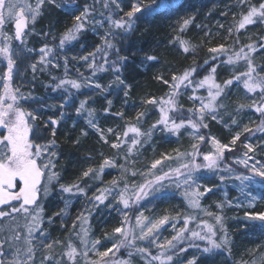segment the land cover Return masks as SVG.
<instances>
[{
	"label": "snow or ice",
	"instance_id": "snow-or-ice-1",
	"mask_svg": "<svg viewBox=\"0 0 264 264\" xmlns=\"http://www.w3.org/2000/svg\"><path fill=\"white\" fill-rule=\"evenodd\" d=\"M95 2L99 3V0H95ZM237 3L242 8L246 7L247 11L242 10L238 20L236 14H233L234 24L228 28L229 35L232 34L233 29L239 32L249 25L264 24V0H260L258 5L252 4L251 0H237ZM46 4L62 8L57 0H35L34 3L31 0H0V37L3 39V43L0 44V57L6 61V68L0 76V80L3 82V87L0 88V130H2L0 131V205L11 208L10 212L0 210V217L7 218L12 213L21 212L26 219L31 217L26 225L28 231V238L25 240L26 247L23 250L17 249L15 251L10 264H36L35 253L37 248L44 250L40 264H77L78 258L81 256L84 259V264H132L131 257L134 254L141 255V258L145 259V264H154V262H158V264H184L180 258L186 253L187 248L181 246L182 244L187 245L188 248L201 250L203 253H211L216 249H225L230 253L231 249L228 246L231 241L224 224V217L208 212L201 206V198L205 194L211 193L213 189L201 185L199 181L212 176H218L221 184L227 180L239 181L237 187L244 199L248 201V207H253L257 199H264V194L254 195L251 187L257 184L264 186V158L257 160L255 155L258 149L264 148V141H260L255 146L248 142L254 138L255 133L264 134V63H257L253 57V54L258 51L264 52V36H259L256 40L249 37L250 43L242 45L238 51H232L231 54H229L230 48L224 44L210 47L208 52L212 54L210 59L213 67L208 69L207 74L202 78L197 79L196 76L198 71L207 67L208 60H205L203 65H197L194 62L183 73H174L171 80L158 75L156 79L166 85L169 91L161 97L149 96L148 99L142 101L144 105L151 106L159 114L158 118L146 130L142 128V121L149 115L148 111L137 112L134 118L126 121L121 134L112 128L107 130L100 128L95 109L87 107V98L81 100L75 109L77 115L86 113L88 127L99 134V141L103 144H109L107 134L114 133L116 139L110 143V147L117 150V153L126 162L134 163L131 159L132 156L139 154V150L152 141L157 130L166 134L179 135L182 129L187 131L190 128L192 138L202 143L191 144V151L182 152L175 149L173 150L174 154L161 153L159 158L151 161L146 172L141 173L133 171L126 165H117L115 156H105L98 166L88 165L72 183L60 184V173L54 170L57 153L53 150L58 147L55 136L56 125L59 121L49 117L42 128L37 123L39 119L38 110H29L23 104L32 100L40 104L41 107L46 105L41 100L33 98L31 93L21 92L20 86H13L14 73L19 72L18 58L27 56L35 49L26 47L13 49L12 41L16 40L21 44H26L29 24H34L37 18L42 15V10ZM77 7V0H72L71 4L62 10L71 12ZM165 7L169 6L165 5L162 0H153L151 5H144L141 0H132L130 10L120 16L119 13L123 12L124 8L123 0H103V9L107 11V15L105 16L104 11H101L99 13L101 19H96V9L91 5H85L78 15L73 16L71 26L60 34L57 47L63 49L66 44L78 41L80 34L89 24L95 31L97 28H103L106 23L109 27L104 30V35L101 37L102 43L96 46L94 52L79 59L84 61L89 58L93 59L94 63L88 65L93 75L105 71V65H109L114 74L118 73L120 65L127 58L117 54L116 60L109 63L110 50L115 48L113 40L108 38L109 36L115 37L116 33L113 29H122L125 33L130 32L141 14L147 18L157 14L159 9ZM226 14L227 12L222 13V15ZM8 22H14V34L12 35L3 31L2 26ZM192 22V17L183 20L181 29L183 30ZM220 27L222 28L223 25ZM44 35L47 36L48 34L45 33ZM53 40L55 41V37ZM179 43L185 53L195 48V45L185 40H180ZM234 44H240L238 37ZM118 51L117 49V53ZM39 53V60L28 65L33 73L37 71V64L44 66L40 69L42 72L46 70L48 65L52 64L51 57L54 55V48L45 44L39 49ZM98 55H102L104 58L103 64L95 62ZM73 59L76 58L73 57ZM147 59L157 61L155 56H148ZM240 61L245 62L244 71H233L230 78L218 82L216 67L218 62L221 65L235 66ZM64 65L65 76L67 77V57L64 58ZM58 66V64L52 65V67ZM21 75L23 74L21 73ZM33 79H35V75ZM53 79L57 78L53 77ZM114 82L118 86L124 85V81L120 79L119 75H115ZM240 85L246 90V94L258 93V99H252L251 103L247 104L237 103L234 111L238 115L244 109H254L260 116L259 123L254 128L244 126L242 131L236 132L228 143H222L215 137L200 135L201 129L209 127L206 123L209 117L217 123H223L225 127H229L221 113L229 117L231 126L239 127L237 116L227 111L229 105L223 101L226 100L233 86L239 88ZM82 87H89L93 90L99 89L101 93L107 91L105 86L99 83L94 84L90 77L85 78L82 74L80 79H59V82L53 86V91L64 89L59 104L61 117L65 115L63 109L66 106H72L70 100L73 92L71 90L79 91ZM189 89L192 94L188 99L193 102V106L185 109L180 104V99ZM198 89H206L207 95H197ZM127 96L128 91L126 90L125 97ZM108 104L110 107L112 101H108ZM47 106L56 107V105ZM104 112L108 113L109 108H105ZM115 115L123 118L122 112ZM49 126L52 127V138L46 142L38 143L37 141L42 140ZM244 133L249 134L244 137L242 143L245 151L237 156L233 163L243 165L247 174L239 172L230 164L224 163L226 152H232L237 148V142L241 140ZM81 135L86 136L87 132L82 130ZM74 143L78 144L79 138ZM202 144H210V150L201 152ZM121 148H126V152L120 153ZM100 155L103 156V153ZM199 156H202V161L197 160ZM83 159L92 160L94 157L89 154L85 155ZM41 160L44 162L40 163ZM173 160L186 162H181L176 167L169 166L168 170L164 171V164ZM250 161L251 163H249ZM115 167L120 168L121 175L114 177L89 197L88 191L94 185L85 184V180L100 181L105 169ZM129 172L132 176L139 174L145 177L151 176V179L145 178L139 184L135 181L129 183L127 178ZM166 182L167 186L174 184L177 190H183L182 195L187 202L189 211L178 212L176 215L166 214L158 218L146 216L141 211L136 215L135 225H129L127 210L133 205H139L141 201H145L149 197H155L165 188ZM54 183L59 184V190L69 194L70 197H85L86 205V209L76 216L71 229V236L78 238L81 248L78 249L69 238L65 250L60 255H56L53 250L57 245L63 247V242L59 239L52 240L50 234L41 226L44 217V205L41 203V197L46 198L50 194ZM121 183L123 187H121ZM201 187H203V191H200ZM109 197H114L116 203L123 206L117 209L122 212L121 226L113 228L111 232H104L103 238L92 239L90 236L91 228L85 227V225L90 214L97 211L100 206L105 205ZM12 202H16L19 206H12ZM63 203L64 207L53 213V216L61 217L62 221L68 215L71 200L64 199ZM226 203L231 205L232 201ZM106 206L112 208L113 204L109 203ZM239 206L241 205L238 204L237 207ZM216 207L223 209L225 203L217 202ZM199 212L214 217L215 223L223 235L218 236L213 224L199 219ZM244 218L250 223L259 222L261 226H264V211H245ZM181 219L182 227L175 223ZM197 220L199 222L196 227L189 226L190 222ZM47 222L51 225L53 218L47 217ZM77 222L80 224L79 231L76 230ZM168 224L172 225L174 235L161 241L159 239L161 231ZM61 227H64L63 222ZM3 231L4 227L0 226V232ZM33 233H36V236H33ZM117 236L119 239H116ZM15 239L17 241L20 239L18 232ZM113 240L115 242H112L110 247L100 250L105 242ZM196 241L206 243L201 248V245ZM138 242H147L148 246L138 247ZM0 243L3 242L0 241ZM153 247L157 249L155 255L151 252ZM122 249L129 250L128 259L117 257V253ZM2 251L0 249V252ZM186 264H198V260L193 256L186 261ZM253 264L256 262L253 261ZM261 264H264V254L261 256Z\"/></svg>",
	"mask_w": 264,
	"mask_h": 264
},
{
	"label": "rangeland",
	"instance_id": "rangeland-1",
	"mask_svg": "<svg viewBox=\"0 0 264 264\" xmlns=\"http://www.w3.org/2000/svg\"><path fill=\"white\" fill-rule=\"evenodd\" d=\"M71 1L72 0H57V3H60L62 5V8H56L46 4L42 10V15L37 18L34 24H29L28 34L26 36V44H17L15 40L12 41L13 49L25 47L29 49H35V51L31 52L27 56L23 58H18L19 72L14 73L13 86H20L21 92L25 94L31 93L33 98L41 100L43 104L46 105L44 107H41L40 104L35 103L32 100L23 104V106L25 108H28L29 110H38L37 114L39 116V119L37 120V123L40 124L42 128L44 127V122L47 121L49 117H52L53 119H57L59 121L58 125H56L55 136V140L58 147L53 150L57 153L54 161L56 165L54 170L60 173V184L72 183L80 176L81 172L88 165L91 164L98 166L105 156H115L117 165H119L120 160L123 159L122 156L117 153V150H114L110 147V143L115 141L116 139V135L114 133L107 134L109 144H103L99 141V134L96 133L94 129L88 127L86 123V113L79 116L77 115L75 109L79 106L81 100H85L86 98L88 99L87 107L95 109L99 127L104 130L112 128L115 129L116 132L121 133L120 127L115 126L116 121L110 119L109 116L106 117V114L105 116H103L100 113L101 109L98 108V106L102 105L105 107H109L108 101H112L110 108L112 107L115 111L122 112L123 117L128 120L129 118H134L137 112L148 111L149 115L145 120L142 121V128L144 130H146L158 118V112L151 106L144 105L142 102L139 103L135 109H131L128 116L124 113V110L127 108V97H125V91L127 90L129 92V86L118 73L114 74L112 70L97 72L95 73V75H93L92 70L88 67V65L91 64L89 59L87 61L79 59L80 57L87 56L86 50L88 47L84 46L83 48H81L79 47V45H66L63 49L57 47V44H59V35L63 33L64 29L67 28V25L64 24L58 30L50 29L49 34L52 39L55 37V40H57V44L55 42L52 43L50 39L47 40L43 37L44 26H42V23L40 22L44 18V16H46V11H50L52 9H55L57 11L60 10L68 15V24L71 25L73 23V16L78 15L79 11L83 8L77 7L74 11L71 12H66L62 10L67 5H70ZM90 1H93L95 4L94 8L96 9V19H101L99 15L101 11H104L105 16L107 15V12L103 9V0H99V3H96L95 0ZM182 1L184 0H162V2L165 5H168L169 7L161 8L158 10V12L160 10H165L167 8L174 7ZM31 2L34 3L35 0H31ZM78 2L79 1L77 0V3ZM141 2L144 5H151L153 0H141ZM131 3L132 0H123L124 8L123 12L119 13L120 16H123L124 12L130 10ZM251 3L258 5L260 3V0H251ZM239 7L241 8L240 5ZM147 18H149V16ZM147 18H145L141 14L138 17L135 26L138 23L145 22ZM13 23L14 22H8L4 26H2L3 31L12 35L14 32ZM135 26L130 32L127 33H125L122 29H113V31L116 33L115 37L109 36L108 38L112 39L113 43L117 45L119 49H121L122 51H126L128 46V38L133 34L132 32L135 29ZM108 27L109 26L105 23L103 28H97L94 31L92 25L89 24L86 26L85 30L87 31V33L96 36V38L102 42L101 37L104 35V30ZM259 36H264V24L246 26L245 29H241L239 31L238 38L240 40V44L238 47L240 48L242 45L250 43L251 41L249 40V37H251L252 40H256ZM213 38L214 39L209 40L207 46L216 47L217 45L224 44L230 48V46L234 42L233 39L228 40L220 37ZM2 43L3 39L2 37H0V44ZM45 44H54L56 57L51 59L52 64L59 65L56 68H65L64 58L67 57L68 65L70 67L72 66V68L77 73L76 76L72 77L73 79H80L82 74L85 78L90 77L94 84L99 83L105 86L107 88V91L101 93L99 89L93 90L89 87H82L79 91L72 90L76 97L71 98L70 103L72 106H66L63 109L65 115L61 117V110L59 109V104L61 103V96H44L39 92L37 93L30 83V77L32 76L33 71L30 67H28V65L31 63H36L39 60L40 53L38 50V46L39 48H41ZM206 55L207 59L210 58L212 54H210L207 50ZM73 57H75L76 59H73ZM253 57L257 63H264V52L258 51L257 53L253 54ZM38 65L39 64H37V66ZM245 67L246 65L244 61H240L235 66L219 64V66H217L218 82H222L223 80L230 78V75L233 73V71H244ZM5 68L6 61L2 57H0V76H2ZM21 73L23 75H21ZM115 75L120 76V79L124 81V85L118 86L114 82ZM2 87L3 82L2 80H0V88ZM166 90V92L169 91L168 87ZM191 94V90L189 89L182 95L180 99V104H182L184 108L193 106V102L188 99ZM197 95H207L206 89H198ZM252 99H258V93L246 94V90L243 89L242 85H240L239 88L233 86L228 97L223 102L229 105L227 111L237 116V119L239 121V127L231 126L229 117L224 113H221V115L224 116L225 122L229 124V127H225L223 123H217L216 121L212 120L211 117H209L206 120V123H208L209 127L206 129H201L202 131H204L201 132L200 130V135H204L206 137H215L222 143H228L236 132L242 131L244 126L254 128L256 124H258L260 121V119L258 118L259 114L256 113L254 109H244L238 115L234 111L237 103H251ZM47 105H56V107H49ZM82 130L87 132L86 136L81 135ZM51 131L52 127L49 126L48 130L44 133L42 140H38L37 142H46L48 139L52 138ZM191 132L192 130L190 128L187 131L182 129L179 135H171L157 130L154 133L152 141L145 144L139 150V154L132 156L131 159L132 161H134V163H131L130 169L136 171L137 173L146 172V169L150 166L151 161L159 158L161 156V153L174 154L173 150L175 149H179L182 152L191 151V144L202 143L197 140H194L190 135ZM204 132H206V134ZM248 135V133H244L241 137V140L237 142V148L232 152H226L225 154V159L227 160V163L233 165L239 172L245 173L246 170L244 169V166L234 164L233 161L237 156H239L242 152L245 151V149L242 147V143L244 141V137ZM58 138L60 140H68L69 138H71L70 142L73 144L74 147L76 145H80V141L86 142V146L93 145L94 148H97V153L93 155L94 159L92 160L82 159L79 161H68L65 159V157L64 159H62L63 157H61L60 154L61 150ZM78 138L79 143H74V141H76ZM260 141H264V134L255 133L254 138L250 139L248 142L255 146ZM210 148V144H202L201 152H206L210 150ZM81 151H83V149H81ZM123 152L124 149L121 148L120 153ZM100 153H103V156H101ZM255 155L257 160L264 158V148L258 149ZM199 158L202 161V156H199ZM43 162V160L40 161V163ZM181 162L186 161L173 160L171 162H166L164 164L163 170L167 171L169 166L176 167ZM249 163H251V161ZM113 170L118 171V173L112 172ZM120 171L121 170L119 169V167L105 169L104 173L102 174V179L100 181L93 182L92 180H85V184L94 185L91 189H89L88 196H92L94 193H96V190L98 188L105 186L114 177H119L121 175ZM127 178L129 180V183L135 181L137 184H139L142 183L145 178L151 179V176L145 177L139 174L132 176L131 172H129ZM199 183L203 186H207L213 189L211 193L205 194V196L201 198V206L208 212L219 214L224 217V224L227 228L228 235L231 241L228 247L231 249V251L229 253V251L225 249H216L213 250V252L211 253H203L201 250L191 248L187 249L186 253L180 258L181 261L186 264V261L188 259H191L193 256H195L198 260V264H210L215 259L219 260L213 264H253V261H255L256 264H261V256L262 254H264V244H260L259 240L255 243H252V241L249 240V229L253 227L260 228L261 224L259 222H248L244 218V212L264 211V199H257L253 207H248V201L244 199V196L240 193L237 187L239 181L227 180L225 183L221 184L218 176H212L210 178L200 180ZM121 187H123L122 183ZM251 187L253 189L254 195L260 196L261 194H264V186L257 184ZM16 190L18 191V188ZM182 191V189L177 190L174 184L172 186H167L166 182L165 188L162 189L159 193H157L155 197H149L147 200L141 201L140 204L137 205V209L133 213V219L130 225H135L136 215H138L141 211H143L146 216L152 218H158L166 214L176 215V213L182 211L181 203L184 207V210L182 212L189 211L187 202L182 195ZM200 191H203V187L200 188ZM168 197H172L176 200L175 205H158V200ZM64 199H70L71 206L68 209L67 217L64 218L62 221L61 217L53 216V213L58 212L61 208L64 207ZM227 201H232L231 205H228L226 203ZM217 202L225 203V207L223 209H218L216 207ZM41 203L44 205V217L41 225L42 228H44L50 234V238L52 240L59 239L63 242V247L60 245L55 246L53 250L54 253L56 255H60L65 250L69 238H71L72 242L77 246L78 249H80V242L77 237L71 236V229L76 216L81 211H84L86 209L85 197H70L69 194L62 193L59 190V184L54 183L50 194L46 198H44L43 196L41 197ZM109 203L113 204L112 208H108L106 206ZM238 204H240L241 206L237 207ZM12 206L18 207L19 205L16 202H12ZM122 207V205H118L116 203L114 197H109V199L105 202V205L100 206L97 211H94L90 214L85 227L91 228L90 236L92 239L103 238L104 232H111L113 228L121 226L122 212L118 211L117 209ZM0 210L10 212L11 208L8 206L0 205ZM69 215L73 217V220L69 219ZM50 216L53 218V223L51 225H49V223L47 222V217ZM198 216L199 219L206 220L208 223L213 224L218 233V236L223 235V233L219 230V226L216 225L214 217L207 216L204 214V212H199ZM30 219L31 217H28L26 219L25 215L22 212L12 213V215L7 218L0 217V226L4 227V231L0 232V241L3 242L0 244L2 247L1 249L3 250L2 252H0V262H2V264H10V261L13 259L15 251L17 249L23 250V248L26 247L25 240L26 238H28V231L26 225L28 224V221ZM62 222L64 224V227H61ZM197 222H199V220L190 222L189 226L192 227V225L198 224ZM175 223L180 227L183 226L182 219L176 221ZM79 228L80 224L79 222H77L76 230L79 231ZM17 232L20 234V239L18 241L15 239ZM236 233L241 234L242 237H246L245 240L242 241L239 240V238L235 237ZM172 235H174L172 225L168 224L162 229L159 239L163 241L165 238H170ZM33 236H36V233H33ZM116 239H119V236H117ZM237 240H239L238 243ZM112 242L115 241L113 240L111 242H105L100 250H104V248L110 247ZM241 242H244V244ZM137 246L147 247L148 244L147 242H138ZM217 251L223 254H216ZM151 252L152 254H154L155 252H157V249L153 247L151 248ZM43 254L44 250L41 248H37L35 253L36 264H40ZM93 258L95 257L93 256ZM131 260L132 264H145V259L141 258V255L139 254H134L131 257ZM77 264H84V259L82 256L78 258Z\"/></svg>",
	"mask_w": 264,
	"mask_h": 264
},
{
	"label": "trees",
	"instance_id": "trees-1",
	"mask_svg": "<svg viewBox=\"0 0 264 264\" xmlns=\"http://www.w3.org/2000/svg\"><path fill=\"white\" fill-rule=\"evenodd\" d=\"M78 1L79 2L77 4L79 8H84L85 5H91L95 7L93 1ZM220 2L223 4V7L228 8V12L226 10L221 11L217 9L216 11L214 9L216 4H219ZM242 10L247 11V8H240L237 0H184L174 7L160 10L157 14L149 16V18H147L145 22L138 23L132 32L133 34L128 38V46L126 51H122L117 47V45H115V48L110 50L109 54V63L116 60L117 54L119 56L127 58L120 65V71L118 72L121 78L124 79V81L129 86V94L126 99L127 108L124 110V113L128 116L131 109H135L139 103H141L145 99H148L149 96L161 97L167 91V86L156 79L158 75H162L164 79L171 80V77L174 73H183V71L191 67L194 62L197 65H203L205 59H201L202 54L206 53L208 48V46L206 45L208 44L209 40L214 39L210 36L215 32L218 33V35H221L219 36L220 38L228 40L233 39L235 41L239 35V32H236L235 29H233L232 34L229 35L228 28L229 26L234 24L233 14H236V18L238 20L239 14ZM224 12H227V14L222 15V13ZM189 17L193 18V22L187 25L182 30L181 25L183 23V20L188 19ZM67 18L68 15L60 10L57 11L55 9H52L50 11H46V16H44V18L40 22L42 23V26H44L43 37L47 40L50 39L52 43L55 42L57 44V40L54 41L52 39L49 31L50 29L58 30L60 26L64 24L67 25V28L71 26L68 24L69 22ZM220 25H223V27L221 28ZM66 29H64V31ZM45 33H47L48 35L45 36ZM206 33L208 34L206 35ZM180 40L190 42L192 45H195V48L191 49L188 53H185L183 51V48L180 46ZM101 43L102 42L97 39L96 36L87 33L86 30H83L79 36L78 41H72L66 45H79V47L81 48L86 46L88 47L86 50L88 55L89 53L94 52L96 46ZM49 46H52L54 48V44ZM238 46L239 44H234L233 42L230 46L229 54H231L232 51H238ZM39 49L40 48L38 46V50ZM117 49L119 50L118 53ZM148 56L157 57V61L148 60ZM55 57L56 54L54 48V55L51 58ZM223 58L226 59V57ZM207 60L209 61L207 67L202 71H198V74L196 76L197 79L202 78L205 74H207L208 69L213 67L211 59L207 58ZM89 61L91 62V64L94 63L92 58H89ZM95 62L103 64L104 58L102 57V55H98ZM219 64L220 63L218 62L216 67L219 66ZM52 65L53 64L48 65L46 70L42 72L40 71V69L44 66L39 64L37 66V71L30 77V83L37 93L39 92L44 96H61L64 92V89L53 91V86L59 82V79H73L72 77L76 76L77 73L72 68V66L70 67L68 65L66 77L65 68L58 69L56 67H52ZM105 69L109 71L112 70L109 65H105ZM34 75L35 79H33ZM53 77L57 79H53ZM73 97H76L74 93L71 98ZM98 108L102 110H100V113L103 116H105L106 114V117L109 116L110 119L116 121L115 126L120 127L122 134L125 122L128 121V119H126L125 117L121 118L119 116H116L115 114L118 112L115 111L112 107L110 108L108 106L105 107L99 105ZM105 108H109L108 113L104 112ZM187 108L190 107H185V109ZM258 118L260 119L259 115ZM203 131L201 130V132ZM204 133L206 134V132ZM58 141L60 143L61 157H63L62 159H64L65 157V159L68 161H79L82 160L85 155L89 154L93 156L97 153L98 150L97 148H94L93 145L86 146V142L83 141H80V145H76L74 147L70 142L71 138H69L68 140H60L58 138ZM81 149H83V151H81ZM123 149L124 152H126V148ZM197 160L201 161L199 157H197ZM224 163L229 164L227 163L226 159ZM119 165H126V167L131 168V162H126L124 159L120 160ZM231 166L235 168L233 165ZM112 172L118 173V171L116 170H113ZM175 201L176 200L172 197L162 198L158 200V205H175ZM136 209L137 205H133L128 210L129 225L133 219V213ZM181 209L182 211L184 210L182 203ZM69 219L73 220V217L69 215ZM196 225H192V227L194 228L196 227ZM249 232V240L252 241V243H255L259 240L260 244H264V227H253L249 229ZM235 237L239 238V240H245L246 238L242 237V235L239 233H236ZM239 240H237V242H239ZM196 243L200 244L202 248L206 242L196 241ZM181 246H184L187 249H191L188 248L187 245L182 244ZM1 248L2 247L0 245V249ZM127 254L128 250L122 249L119 253H117V257L120 259H128ZM155 254L156 252L153 255ZM216 254L223 253L217 251ZM154 264H158V262H154Z\"/></svg>",
	"mask_w": 264,
	"mask_h": 264
},
{
	"label": "bare ground",
	"instance_id": "bare-ground-1",
	"mask_svg": "<svg viewBox=\"0 0 264 264\" xmlns=\"http://www.w3.org/2000/svg\"><path fill=\"white\" fill-rule=\"evenodd\" d=\"M222 5H223V4L220 2L219 4H216V6H215L214 9H215L216 11H217V9H218V10H221V11L226 10V11L228 12V8L223 7ZM61 26H63V25H61ZM61 26H60V27H61ZM209 34H210V33H209ZM217 36L219 37V36H221V35H220V34L218 35V33L215 32V33H214L213 35H211L210 37H212V38L215 37V38H216ZM218 37H217V38H218ZM209 45H210V44H209ZM206 46H207V45H206ZM209 48H210V46H208L207 50H208ZM206 53H207V51H206ZM206 53H203V54H202V58H201L202 60H204V59L207 60V59H206V57H207ZM242 241H244V240H242ZM237 243H238V242H237ZM241 243L244 244V242H241ZM218 260H219V259H215V260H214L212 263H210V264L216 263V261H218ZM205 264H209V263H205Z\"/></svg>",
	"mask_w": 264,
	"mask_h": 264
},
{
	"label": "water",
	"instance_id": "water-1",
	"mask_svg": "<svg viewBox=\"0 0 264 264\" xmlns=\"http://www.w3.org/2000/svg\"><path fill=\"white\" fill-rule=\"evenodd\" d=\"M13 27H14V23H13ZM13 34H14V32H13ZM16 41V40H15ZM16 43L17 44H21L19 41H16ZM5 206V205H4Z\"/></svg>",
	"mask_w": 264,
	"mask_h": 264
},
{
	"label": "flooded vegetation",
	"instance_id": "flooded-vegetation-1",
	"mask_svg": "<svg viewBox=\"0 0 264 264\" xmlns=\"http://www.w3.org/2000/svg\"><path fill=\"white\" fill-rule=\"evenodd\" d=\"M0 131H2V130H0Z\"/></svg>",
	"mask_w": 264,
	"mask_h": 264
}]
</instances>
